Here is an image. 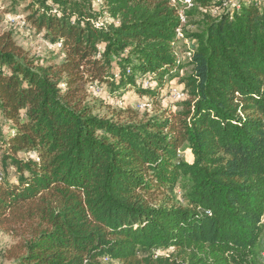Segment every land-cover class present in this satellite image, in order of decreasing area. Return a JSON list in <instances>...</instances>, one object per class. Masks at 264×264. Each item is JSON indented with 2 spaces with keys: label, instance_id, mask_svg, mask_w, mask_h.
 Instances as JSON below:
<instances>
[{
  "label": "trees",
  "instance_id": "1",
  "mask_svg": "<svg viewBox=\"0 0 264 264\" xmlns=\"http://www.w3.org/2000/svg\"><path fill=\"white\" fill-rule=\"evenodd\" d=\"M4 1L11 14L24 4L25 25L60 59L31 56L0 32L10 264H256L260 242L264 258L262 0L219 16L195 0L182 77L168 0ZM174 79L185 98L154 109ZM90 90L112 101L133 90L152 109L101 117Z\"/></svg>",
  "mask_w": 264,
  "mask_h": 264
},
{
  "label": "rangeland",
  "instance_id": "2",
  "mask_svg": "<svg viewBox=\"0 0 264 264\" xmlns=\"http://www.w3.org/2000/svg\"><path fill=\"white\" fill-rule=\"evenodd\" d=\"M264 4V0H262ZM9 3L4 0H0V32L3 31H10L13 35V39L15 43L19 46H21L25 51L29 52L31 56H36L37 58H42L45 59L47 62L51 63H58L59 58L57 57V53L53 50L51 45L42 37L41 34H37L35 31L30 30L27 26L22 27L21 29L14 28L9 25L8 23V17L9 16H14V15H23L25 16V13L23 11L24 4L18 6L15 9V13H9L6 11L8 9ZM194 28H191L190 31H194ZM189 40L190 37L188 38ZM188 66L184 65L182 70L180 71V76L182 77L188 72ZM171 85H176V79L172 80V82L169 84ZM177 89L180 91L182 90L181 86H177ZM90 99H94V101L97 104V111L96 113L101 116V117H108L110 116L113 112L119 110V107L115 105V102L107 99V96L105 93L102 92H97V91H92L90 90ZM167 91L163 90L159 94V100L157 101V106H155L154 102V109H157V107L161 108H166L171 104L170 100L167 98ZM124 102V106H128L130 108H133L134 105L142 100L137 98L134 91L130 90L127 91L126 93L123 94L122 99ZM182 160L185 162L191 163V157L190 153L188 150L184 151L182 153ZM188 186V181L186 179H182L179 182V189L176 192V200L181 201V195L187 190ZM13 244V240L6 236L5 234L0 232V264H10V261L6 260L5 258V251ZM262 252V242L258 244L255 247V261L256 264H264V258L261 256Z\"/></svg>",
  "mask_w": 264,
  "mask_h": 264
},
{
  "label": "built area",
  "instance_id": "3",
  "mask_svg": "<svg viewBox=\"0 0 264 264\" xmlns=\"http://www.w3.org/2000/svg\"><path fill=\"white\" fill-rule=\"evenodd\" d=\"M251 0H210L212 8L208 9V13L212 16H219L221 14H232L233 12L240 11ZM169 5L175 10L177 18V25L174 28L175 42L172 45L173 54L178 65L187 64L194 51V41L189 40L186 35V30L190 28L188 12L196 6L195 0H168ZM201 11H205L200 7ZM8 23L14 28L21 29L25 27L23 16L14 15L8 17ZM53 47V46H52ZM54 47L59 48V45ZM138 85L143 89H148L152 83V77L146 75L139 78ZM167 98L170 102H179L185 98L182 90H178L176 85L169 86ZM115 105L117 107H123V100L116 99ZM133 109L137 111H151V101L148 99H142L138 101Z\"/></svg>",
  "mask_w": 264,
  "mask_h": 264
}]
</instances>
